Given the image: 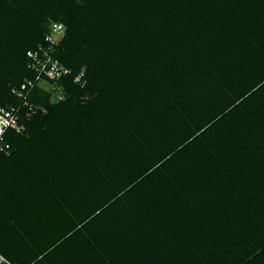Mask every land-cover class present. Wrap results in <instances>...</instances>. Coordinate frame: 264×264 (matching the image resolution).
<instances>
[{"label": "trees", "instance_id": "16d2710c", "mask_svg": "<svg viewBox=\"0 0 264 264\" xmlns=\"http://www.w3.org/2000/svg\"><path fill=\"white\" fill-rule=\"evenodd\" d=\"M77 9L65 99L13 95ZM0 106L9 263L264 264V0H0Z\"/></svg>", "mask_w": 264, "mask_h": 264}, {"label": "built area", "instance_id": "2783aa9c", "mask_svg": "<svg viewBox=\"0 0 264 264\" xmlns=\"http://www.w3.org/2000/svg\"><path fill=\"white\" fill-rule=\"evenodd\" d=\"M44 43H46L47 46H38L37 48L26 52V57L28 58V68L35 70L37 75L34 80H24L18 87L13 88L11 90L13 95L17 97H24L26 92L33 88L35 84L39 85L40 81L46 82L43 75L49 77L50 79H59L60 77L66 76L70 73V71L67 68H64L59 61L51 60V54L54 53L53 46L55 47L58 45V34H51V27L44 37ZM29 52L31 55H28ZM76 77L74 82H76ZM5 124H7L9 130H13L15 133H21L18 108L12 106L4 108L0 106V127L5 126ZM8 152L9 147H7L4 139L0 140V156L8 155ZM0 264L11 263L0 255Z\"/></svg>", "mask_w": 264, "mask_h": 264}, {"label": "snow or ice", "instance_id": "6c2138e0", "mask_svg": "<svg viewBox=\"0 0 264 264\" xmlns=\"http://www.w3.org/2000/svg\"><path fill=\"white\" fill-rule=\"evenodd\" d=\"M79 2H82V0H79ZM79 15V9H77L76 11H73L71 14L67 15L66 18L63 19H59V20H55L53 23L50 24L51 27V34H58V43L63 44L65 37L68 36L71 33V29L73 27V24L77 18V16ZM28 55H31V53L29 52ZM82 77L83 74H81L80 76L76 77V82L78 86L83 87L84 84L82 82ZM64 97L63 95L60 96V100H63ZM87 102V101H85ZM20 127H23V125H19ZM25 131H27V129L25 128ZM12 134L10 133V130L7 126V124H5V126L0 127V140L2 139H6V137ZM7 147H11V145H7ZM0 199H2V195H0ZM101 241H92L91 245L92 247H100L101 246Z\"/></svg>", "mask_w": 264, "mask_h": 264}, {"label": "rangeland", "instance_id": "374dc122", "mask_svg": "<svg viewBox=\"0 0 264 264\" xmlns=\"http://www.w3.org/2000/svg\"><path fill=\"white\" fill-rule=\"evenodd\" d=\"M47 23H49V25L47 26L49 29H50V24L51 23H53L52 21H48ZM203 80V78H201V81ZM39 87L41 88V89H43V90H46L47 91V93H49V96H50V99L53 101V102H56V101H58V100H60V96L61 95H63V97H64V99H65V97H66V95H65V93L64 92H62V88L60 87V86H57V84H49L47 81L46 82H44V81H40L39 82ZM45 91V92H46ZM63 99V100H64ZM58 201H61L60 199H58ZM54 211H56L57 212V210H54ZM29 219V223L31 224V218H28ZM44 220H46V217H45V219ZM44 220H42V222L44 221ZM12 222H13V220H12ZM14 224V228H12V224L11 225H9V227H10V229L12 230V229H16V232H18V233H20L21 235H23V230L22 229H20L18 226L19 225H17V223H13ZM8 241H10L11 242V238L9 237V239H8ZM13 241V240H12ZM14 242V241H13ZM13 242H12V247L15 245L16 246V250H19L18 248H19V246L18 245H23V242H25V243H27L28 244V241H17L16 240V244H13ZM32 250H34V248L32 247L31 248ZM15 250V251H16ZM21 255H22V253H21ZM18 257V256H17ZM10 258H12V259H15V260H19L20 259V257H18V258H16V257H14V256H12L11 255V257Z\"/></svg>", "mask_w": 264, "mask_h": 264}]
</instances>
